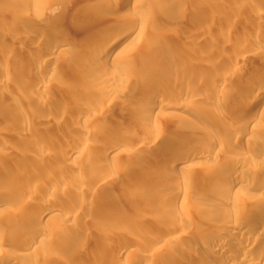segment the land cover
Returning <instances> with one entry per match:
<instances>
[{
	"label": "rangeland",
	"instance_id": "374dc122",
	"mask_svg": "<svg viewBox=\"0 0 264 264\" xmlns=\"http://www.w3.org/2000/svg\"><path fill=\"white\" fill-rule=\"evenodd\" d=\"M74 1H86L87 10L66 11ZM137 2L0 0V142L11 148L9 157L16 156L7 164L13 174L10 181L4 183L5 176L0 174V223L8 221L4 225L14 235L28 234L26 224L31 219H40L42 226L50 227V264L62 260L71 264H137V252L144 253V247L122 248L121 237H139L147 244L158 235L166 238L158 240L155 249L150 247L155 252H151L153 259L143 264H166L165 254L171 253L185 260L184 256L203 251L202 243L216 236L212 229L219 216L213 221L208 213L200 220L201 210L213 207L211 202L215 203L211 210L217 214L232 203L245 208L264 204V169L259 157L247 155L248 161L240 164V158L246 156L244 145H250L251 139L264 145V92L260 105L249 110L254 114L252 123H256L247 129L251 139L245 142L238 137L234 141L241 153L214 146L215 154L213 149L206 157L182 156L172 165L171 156L166 155L177 152L167 140L171 136L191 141L194 136L201 137L199 146L204 148L211 139L237 134L221 125L198 131L191 125L198 123V118L189 111L206 110L226 119L231 115L233 120L238 106L246 103L244 92L233 97L235 90L257 81L264 83V13L258 18L261 29L254 26L264 0H142L141 9L148 13L143 30L133 31L128 47L114 55L98 51L105 47L95 45L94 37L113 34V41L123 31L103 32L100 28L104 26L95 17L128 14L136 10ZM40 32L71 43L45 68L33 62ZM144 34L159 45L153 56L140 55ZM255 43H259L257 50L253 49ZM233 58L241 62L230 71L232 78L225 85L228 100L207 99L212 83L230 68ZM183 71L192 75L186 77ZM60 86L64 90H59ZM160 92L165 98L157 99ZM145 101L156 104V110L141 108ZM81 141L88 149L75 157L72 150ZM106 143L114 145L111 154L95 151ZM261 145L258 150L263 149ZM223 155V159L229 158L227 164L221 161ZM162 156L169 159L155 165ZM23 169H27L24 175L17 172ZM210 170H222L226 176L236 170L249 176L253 173L258 182L244 183L237 194L224 195L218 185L226 177L218 181L204 176ZM56 179L63 181L60 186L53 185ZM138 182L162 183L165 188L140 189L135 187ZM110 198L116 203H108ZM20 199L32 206L19 205ZM43 211L56 215L40 218ZM234 216L241 219L244 214ZM197 218L202 222H195ZM183 223L186 230L179 226ZM11 251L15 253L11 259L29 264L32 257ZM214 253L208 256L211 263L223 256ZM32 255L44 257L38 252Z\"/></svg>",
	"mask_w": 264,
	"mask_h": 264
},
{
	"label": "bare ground",
	"instance_id": "6f19581e",
	"mask_svg": "<svg viewBox=\"0 0 264 264\" xmlns=\"http://www.w3.org/2000/svg\"><path fill=\"white\" fill-rule=\"evenodd\" d=\"M78 1V0H77ZM137 8L135 11L133 12H129L127 13H123V14H119L117 15L118 17H104L103 15H98L95 17L97 23L100 22L104 28H100V30H102L103 32H112L113 30H116L117 28L121 29L123 31V33H121V36H119L117 40L115 35L112 37V35H108V34H104L103 36L99 34V36L94 37V43L95 45L99 46V44H104L103 47L105 48H99L98 51H103L105 52L107 55H114L119 51L124 50L125 48H127V44H128V37L133 33V31H141L143 30V28L146 26L147 23V18H148V13L145 9H141V1L142 0H137ZM86 1H83V3H78V2H73L70 6L68 5V8H66L65 10L69 12L72 11L75 13L79 11L82 12L83 9L87 10L88 6L85 3ZM118 6V5H117ZM201 6H198L195 8V10H200ZM259 7V6H258ZM257 7V8H258ZM117 8V7H116ZM256 8V9H257ZM237 10V9H236ZM257 15L255 14V19L256 21L254 22V26H258L261 29L262 23L259 21L260 19L259 16L262 15L264 13V6L261 5L258 10H257ZM232 13V12H231ZM57 15V14H56ZM103 16V17H102ZM127 16V17H126ZM55 16H51L50 19L54 20ZM59 19V18H58ZM254 19V20H255ZM56 20V17H55ZM261 25V26H260ZM96 30V29H95ZM99 30V29H98ZM97 31V30H96ZM37 34V33H36ZM120 35V34H119ZM52 36L54 37V35L49 36L48 38L46 37L45 34L43 33H38L37 38L40 41V46L38 47L39 51L38 53L35 55L33 62L38 64L39 66L42 65V68H45L46 64L48 62H50V60L53 59H58L60 57V50L61 49H69L71 46V43L69 44L68 40H54L52 39ZM118 36V34H117ZM143 37H146V34L143 35ZM56 38V37H54ZM115 38L113 41L110 39ZM262 38V37H261ZM89 40V39H88ZM91 40V39H90ZM89 40V41H90ZM127 40L125 43L124 41ZM263 40V38L261 39ZM93 41V39L91 40V42ZM143 41V40H141ZM264 41V40H263ZM260 41V42H263ZM42 43V44H41ZM257 44L259 43H255L254 44V50H257L256 47ZM142 48L140 51V55L141 57L144 56H153L154 54L157 53L158 51V43L156 41V39H154L153 37H149V38H145L143 43H142ZM77 51L76 48H73V52ZM234 59V60H233ZM233 62L231 63V65H228V67L230 68H226L227 70L225 71V73L223 75H220V77H218L217 81L215 83H212V92L208 95H210L209 97L207 96V99H227L229 98V95L226 94L227 92V87L225 86L230 79L232 78V72H230L233 68L236 67L237 64H239L241 62V60L239 58H233ZM233 71V70H232ZM184 74V76L189 77L192 75V73L188 72V71H183L182 72ZM5 81L8 82L7 77L4 78ZM59 90H64L63 86L59 87ZM211 90V89H210ZM240 92H244L245 94V98H246V103H243L242 106H238V108L236 109V112L234 115H232V117L234 118L232 120V118L229 116V118L231 119H226V118H222V117H218L219 115L215 116V115H211L208 111L204 110H191L189 111V113L193 114L194 117H196V119L198 118V123L196 122H191V125H193L198 131L201 130H205V128H210V127H215V126H224V128L231 129L234 131H237V134H235V136L231 137V138H224V137H218L217 139H211L209 141V144H206V147H200L199 144H201V137H195L196 140L194 138L193 141L195 140V142L191 141L190 138L188 137H183V136H177L175 137H168L167 140L170 144V146L174 149H176V153L175 154H166L167 156H171L172 160H170L171 164H174L175 160L179 157H206V154H210L211 151L214 149V154L215 152L217 153V150L214 148V146H226V149L228 151H230L231 153L236 154V152L238 153V147L234 146V141L238 139V137H242L245 142L250 140L251 137L248 136V131L250 127H253L254 125H256V123H252L255 122L254 120V114H251L249 112V110L251 108H253L254 106H259L260 103L262 102V100H260L259 98L262 97V94L264 92V83L260 84L258 81L257 83L252 84L250 87L248 88H241L240 90H235L233 97L240 93ZM176 94V93H175ZM3 94H1L0 92V97ZM178 95V94H176ZM264 95V94H263ZM157 99L160 98H165V94L164 92H160V94H158ZM175 97V95H174ZM263 98V97H262ZM233 99V98H232ZM232 101V100H230ZM149 102V101H148ZM152 103V104H151ZM148 104H150L148 106ZM146 104L144 103H140V107L143 109H147L148 112H152L156 110V104H153V102H150ZM147 105V106H145ZM263 106H264V100H263ZM249 112V113H248ZM228 120L231 121V123L228 122ZM227 123H229L228 125H225ZM243 140V142H244ZM191 141V142H190ZM111 143V142H110ZM114 143V142H113ZM262 143V142H261ZM261 143L256 140V139H251V143L250 145H244L245 149H246V156L241 157V163L240 164H245V162L248 161V156L250 154H256L257 157H259L258 163L260 162L262 165L260 166L261 169L263 167L264 169V145H261ZM87 143H84L83 141L79 142V144L77 145L76 148H74L72 150V154L75 155V157L81 155V153L84 150L88 149V146L86 145ZM116 145V144H115ZM191 145H193L191 147ZM263 146V149L258 150L259 146ZM114 145L112 144H104L103 146H100L99 148L95 149L96 152L100 153V154H111V152L113 151V147ZM191 148V149H189ZM217 148V147H216ZM11 150V148L9 146H7L5 143H1L0 142V174H3L4 177V183H7L10 181V177L13 176V174L11 173L12 170L11 168H7V164H9L11 161H14V157H9L8 156V152ZM188 150H192L191 152H189ZM94 151V152H95ZM188 151V152H187ZM248 152V153H247ZM213 153V152H212ZM241 153V151L239 152ZM241 155V154H240ZM244 155V154H243ZM241 155V156H243ZM248 155V156H247ZM231 156V155H230ZM251 156V155H250ZM182 157V158H183ZM226 157L225 155L222 156V163L223 164H227L229 161H227L229 158H224ZM158 158V157H157ZM165 158L169 159V157H164L162 156L161 159H156L155 160V165H160L161 162H163L165 160ZM170 158V159H171ZM138 159V158H137ZM231 159V157H230ZM239 159V158H238ZM258 159V158H257ZM140 160V159H138ZM232 160V159H231ZM230 160V161H231ZM235 161V160H234ZM169 162V163H170ZM160 163V164H159ZM239 164V162H237ZM259 163V164H260ZM247 164V163H246ZM150 167V166H149ZM170 168V166L168 167V169ZM174 168V167H173ZM171 170V168H170ZM27 169H23V170H18L17 172L19 174H23L27 173L26 172ZM168 171V170H167ZM172 172V170H171ZM253 174V173H252ZM245 175L243 174L240 170H236V171H230L228 172L227 176L226 174L224 175V172L222 170H217V171H208V174L205 173L204 176H212L215 177L218 181L221 180L223 177H226V181H223L222 184L220 183V185H218V187L221 188V190L223 191L224 195L227 194H237L238 192H240L239 188L240 185L247 183L249 185H251V183L253 184L254 182H258L257 181V175ZM177 176V175H176ZM254 176V177H253ZM257 178V179H256ZM63 181L61 179H56L55 183L53 184L54 186H60V184ZM150 185V186H148ZM136 188H140V189H145V188H151V189H156L158 191L163 190V188H165L164 184H156V183H148L145 184L144 182H138L135 185ZM167 187V186H166ZM53 188V186H52ZM1 189V187H0ZM25 199V198H24ZM24 199H20L19 200V205L30 208L32 206V204H30V202ZM116 200L114 198H110V200L108 201V203H114ZM48 202H50L49 204L52 205V207H56L55 203H51V201L49 200ZM116 203V202H115ZM219 203V202H218ZM3 201H0V209L2 207ZM211 204L213 205V207H215V203L211 202ZM220 204V203H219ZM263 203H253L250 204L252 205V207H247L250 208L247 209L245 208V205H239L238 203H232L230 204V206H224L223 208H221L222 210L218 212V209L216 212L214 213L213 207L211 206L210 209H208V205L207 208L204 210H201L202 212V218L204 219L206 216H208L209 213V217L210 218H214L215 215L219 216V220L218 223L214 224L213 229L216 232V236L210 240L207 243H202L201 249L203 251H195V253L193 254H188L184 258L179 259L177 257V255L174 253L172 254H165L167 257H164L166 260V264H234L235 262L242 260L247 262V264H255V263H259L262 262L264 263V204L261 205ZM217 205V204H216ZM223 205V204H222ZM226 207V209H225ZM212 208V210H211ZM224 209V210H223ZM47 211H43L41 213L40 218H46V216H48L49 219L55 217L56 213H46ZM212 212V213H211ZM238 212H241V216L242 214H244V217L242 216L241 219L236 218L237 216L233 217V214L238 215ZM214 213V214H213ZM223 214V215H222ZM221 215V216H220ZM17 216V215H16ZM19 216V215H18ZM19 218V217H17ZM15 219V217H14ZM8 220V219H7ZM199 218H197L195 220V222H198ZM213 221H215V219H213ZM8 221H5L3 223H0V264H22L20 261H16L14 259H11V255L15 254L11 251V249L14 250H20L22 251L23 255L28 256V257H32L29 261V264H50L52 262V255H51V249H50V234L52 233V229L48 226H42L40 219H31L27 222V226H29L30 229V233L28 232V234L22 235L18 234V235H14V231L12 232H8L7 227L4 225L5 223H7ZM228 222V223H227ZM230 222V223H229ZM9 223V222H8ZM211 225H213L211 222H209ZM177 224V223H176ZM8 225V224H7ZM207 225V224H206ZM211 225H209V228L211 229ZM178 226V225H176ZM179 226L182 227V230H186L187 226L183 224H180ZM208 226V225H207ZM242 227H246V229L241 230ZM206 230V227H204ZM209 231V230H207ZM215 234V233H214ZM212 235V234H211ZM174 235H172L173 237ZM157 238L153 239L150 243H145V241L142 238L139 237H135V238H125V237H121V247L122 248H133V247H144V253L137 252L139 256H137V264H143L146 263V261L150 262L151 257L153 256V254H151L152 251H150V247L155 249L156 246H158L157 242L158 240H164L166 237L162 236V235H158L156 236ZM176 237V236H175ZM179 237V236H178ZM178 237H176L177 239H179ZM174 238V237H173ZM175 238V239H176ZM68 240V238H67ZM71 241L72 240H68L69 244L71 245ZM201 242V241H200ZM73 244V243H72ZM141 249V248H140ZM150 249V250H149ZM138 250V249H137ZM218 251L219 253L223 254V256H219V257H215V259L217 260L215 263H211L208 260V256H212V254L214 252ZM39 253L40 255H43L44 257L40 258L37 255H32L35 253ZM204 252V253H203ZM152 253L155 254V252L153 251ZM215 254V253H214ZM220 255V254H219ZM157 257H161L164 255H157ZM214 256V255H213ZM188 257V258H186ZM160 258V259H161ZM153 259V257H152ZM159 259V260H160ZM156 260V259H155ZM154 260V261H155ZM163 260V259H162ZM151 261V262H154ZM136 262V261H135ZM163 263V261H162ZM61 264H71V262H68V260H62ZM151 264V263H149ZM154 264V263H153ZM161 264V261H160Z\"/></svg>",
	"mask_w": 264,
	"mask_h": 264
}]
</instances>
